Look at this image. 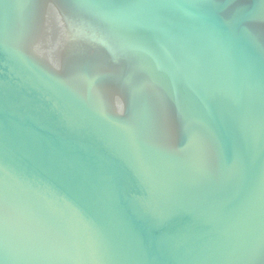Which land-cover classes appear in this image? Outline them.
Instances as JSON below:
<instances>
[{"label":"water","instance_id":"water-1","mask_svg":"<svg viewBox=\"0 0 264 264\" xmlns=\"http://www.w3.org/2000/svg\"><path fill=\"white\" fill-rule=\"evenodd\" d=\"M0 264H264V0H0Z\"/></svg>","mask_w":264,"mask_h":264}]
</instances>
